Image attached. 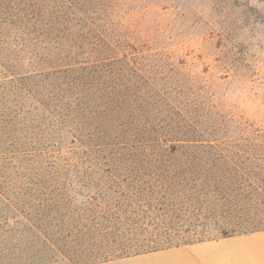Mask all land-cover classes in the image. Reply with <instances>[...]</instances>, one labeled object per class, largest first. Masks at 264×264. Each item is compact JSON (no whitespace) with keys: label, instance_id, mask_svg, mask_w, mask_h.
Here are the masks:
<instances>
[{"label":"trees","instance_id":"trees-1","mask_svg":"<svg viewBox=\"0 0 264 264\" xmlns=\"http://www.w3.org/2000/svg\"><path fill=\"white\" fill-rule=\"evenodd\" d=\"M111 12L0 0V264L264 229V122L183 58L132 42Z\"/></svg>","mask_w":264,"mask_h":264},{"label":"rangeland","instance_id":"rangeland-1","mask_svg":"<svg viewBox=\"0 0 264 264\" xmlns=\"http://www.w3.org/2000/svg\"><path fill=\"white\" fill-rule=\"evenodd\" d=\"M106 1L132 42L183 58L237 111L264 122V0Z\"/></svg>","mask_w":264,"mask_h":264},{"label":"crops","instance_id":"crops-1","mask_svg":"<svg viewBox=\"0 0 264 264\" xmlns=\"http://www.w3.org/2000/svg\"><path fill=\"white\" fill-rule=\"evenodd\" d=\"M90 264H264V229Z\"/></svg>","mask_w":264,"mask_h":264}]
</instances>
